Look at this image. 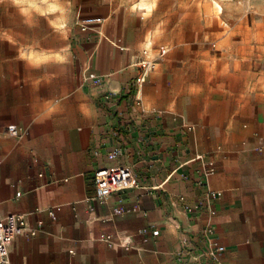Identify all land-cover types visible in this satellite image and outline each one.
I'll list each match as a JSON object with an SVG mask.
<instances>
[{"label":"crops","instance_id":"obj_1","mask_svg":"<svg viewBox=\"0 0 264 264\" xmlns=\"http://www.w3.org/2000/svg\"><path fill=\"white\" fill-rule=\"evenodd\" d=\"M200 5L0 0V217L25 221L13 262L181 264L185 244L205 253L213 238L225 250L187 264H264V82L243 79L264 75V55L245 66L218 48ZM253 28H262L253 37L264 53V25ZM159 45L168 51L133 105L136 64ZM105 91L119 94L117 103L105 104ZM113 147L136 185L101 202L93 173L115 164L106 155ZM204 163L214 166L210 198L198 184ZM178 195L192 212H182ZM106 234L129 248L107 245Z\"/></svg>","mask_w":264,"mask_h":264},{"label":"built area","instance_id":"obj_2","mask_svg":"<svg viewBox=\"0 0 264 264\" xmlns=\"http://www.w3.org/2000/svg\"><path fill=\"white\" fill-rule=\"evenodd\" d=\"M91 22L99 20V18H91ZM83 27V26H82ZM157 54L154 57L149 56L148 49L145 48L142 53L144 58L140 60L136 65L138 66V71L133 79V83H131L133 89V94L130 98V103L133 105H141V100L137 96V90L143 82L145 81L148 73L153 70L165 54L168 49L164 45H159L156 47ZM97 83L102 81V77H97L95 79ZM130 87V86H128ZM103 102L107 105H113L117 103L119 99V94L105 91L102 95ZM190 129H193V126H189ZM5 131L10 136H19V130L16 126H8L5 127ZM94 155H97L98 151L93 150ZM108 159L113 161L114 165H103L95 168L93 173V183H94V196L93 198L99 200L101 202L105 201L106 198L113 194L125 189L134 187L136 185V181L132 172V167L127 164H120V149L118 147H113L111 150H108L106 153ZM196 158H201L200 156H196ZM214 171V166L212 163H204L202 166V178L198 181V184L205 188V195L207 198L214 197L217 193L209 187L208 178L211 173ZM178 202L180 204L181 210L183 213L192 212L193 206L186 200L184 195H178ZM209 215L214 214V210L209 207ZM122 212V208L114 209L113 213ZM25 226L24 217L20 214L9 213L0 217V264H17L13 262L10 258V246L13 241L14 235ZM153 234H157L158 230L152 231ZM204 233L207 235H211L213 233L210 224H208L204 228ZM31 235H35L36 231L31 230ZM107 245L109 246H120L125 249L129 248V240L128 239H117V241L113 240V236L111 234H106L101 238ZM192 245L185 244L183 249H181L177 253V260L181 264H187V258L189 260H197L198 258H202L203 255H207L208 257L214 258L217 253H221L225 250V246L219 244L217 240L211 238L208 240V247L204 252L199 254L192 253ZM186 258L184 260L183 258Z\"/></svg>","mask_w":264,"mask_h":264},{"label":"rangeland","instance_id":"obj_3","mask_svg":"<svg viewBox=\"0 0 264 264\" xmlns=\"http://www.w3.org/2000/svg\"><path fill=\"white\" fill-rule=\"evenodd\" d=\"M179 0H165V3ZM222 6V13L217 11L212 0H197L201 7L207 8L208 21L217 39V47L227 50L228 53L242 57L245 66L255 65L253 62L262 53L261 37L263 34L253 31V26L264 25V0H217ZM223 21L225 24H223ZM147 40H150L147 38ZM257 46H260L258 48ZM260 68L264 70V59L260 60ZM243 79L250 84L264 82V75H244ZM240 86V85H239ZM264 208V200L261 209Z\"/></svg>","mask_w":264,"mask_h":264},{"label":"bare ground","instance_id":"obj_4","mask_svg":"<svg viewBox=\"0 0 264 264\" xmlns=\"http://www.w3.org/2000/svg\"><path fill=\"white\" fill-rule=\"evenodd\" d=\"M212 2H213L214 7L217 8L218 12L222 10V6L217 0H212Z\"/></svg>","mask_w":264,"mask_h":264}]
</instances>
